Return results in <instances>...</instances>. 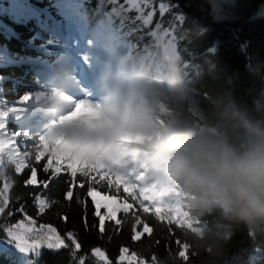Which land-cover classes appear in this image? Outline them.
<instances>
[{
    "label": "trees",
    "instance_id": "obj_1",
    "mask_svg": "<svg viewBox=\"0 0 264 264\" xmlns=\"http://www.w3.org/2000/svg\"><path fill=\"white\" fill-rule=\"evenodd\" d=\"M113 1L91 0V10L97 12L102 4L107 10ZM6 3V11L0 9V112L17 107L23 109L19 113L21 116L34 111L26 106L34 101L37 102L36 111L42 110L39 104L44 100L38 102L37 99L42 92V83L36 77L35 68L9 63L2 50L9 51L18 61L47 58L45 45L55 34L46 14H52L53 8L51 0H6ZM261 10H264V0H136L135 6L127 12L128 17L138 18L135 24L127 27L134 42V54L159 64L165 71V83L170 86L171 92L162 97L166 107L160 108L153 98H150V106L157 125L156 134L174 133L168 144L155 148L168 151L165 154L171 165L178 160L195 163L199 148L206 143L244 152L257 142V133L264 132V14ZM91 14L93 21L95 13ZM154 28L160 33L159 47ZM10 30L16 35L12 36ZM25 95H30V100L21 102ZM7 118L16 116L9 113ZM142 127L140 124L136 130ZM8 129L37 137L35 130L26 126L9 123ZM24 139L21 137L18 141ZM146 139L148 137L144 136ZM32 143L29 140V146L22 145L20 149L30 153L20 157L28 165L22 174H17L15 166L8 162L7 156L4 157L0 163V190L8 184L5 195L9 197L11 210L23 205L36 225L56 228L69 244L65 234L73 232L82 244L75 254L76 260L69 255L70 249L55 253L47 248L38 249L33 255L37 264H78L81 256L86 257V264H103L91 256L94 247L105 250L113 264H116L121 247H127V254L136 253L135 258L147 264H153V256L157 258L156 264H185L178 255L177 240L188 244L189 264H264V226L250 229L225 219L219 210L200 215L189 207L192 194L183 181H178V185L183 195L180 206L188 220L185 229L169 224L166 219H158L154 212H143L127 194H117L108 186L92 182L94 190L100 193L96 200L102 205H123L125 197L128 203H133L127 214L117 213L116 219L121 220L118 228L114 221L106 220V230L101 234L98 218L93 215L92 198L86 195L87 181L84 189H75L83 203L76 199L71 203L64 201L65 180L69 179L64 174L48 189L24 186L31 168L37 170L38 181L47 178L43 166L48 162V156L36 161ZM7 147L4 145L0 150L6 151ZM38 194L51 204L43 213L38 211L35 203ZM106 196L117 199L108 200ZM100 211L106 210L101 208ZM85 214L89 225L87 231ZM63 216H67L66 222L61 219ZM136 217L143 223L135 224ZM25 220L19 212L11 217L3 215L0 227ZM144 223L152 228V232L133 241L131 237L143 230ZM6 238L0 231V239ZM198 243L209 246V250L198 253ZM0 264L19 263L1 253Z\"/></svg>",
    "mask_w": 264,
    "mask_h": 264
},
{
    "label": "snow or ice",
    "instance_id": "obj_2",
    "mask_svg": "<svg viewBox=\"0 0 264 264\" xmlns=\"http://www.w3.org/2000/svg\"><path fill=\"white\" fill-rule=\"evenodd\" d=\"M130 9H125L122 13L115 12L109 14L110 21L113 19L118 20L119 28H124L135 24L136 19L127 16V12ZM30 95H25L21 98V102L29 101ZM23 111L22 108L13 107L8 111L0 112V149H3L4 145H7V149L0 150V163H3V159L7 156L8 162L15 166V171L17 174H22L23 169L28 167V165L20 159L21 156H28L30 153L28 151L21 152V146L23 145L27 148L29 145L27 141L31 140L33 143L31 147L35 148V160L40 161L45 155L48 156V162L43 166V172L46 175V179L37 180V170L31 168L30 175L24 181V186L42 187L43 189H48L49 186L56 181L62 174L67 175L69 179L65 180L67 184L66 191L64 192V201L71 203L73 199L80 201V197L75 192L76 188L84 189L85 182L87 181L86 195L92 198V203L94 205V217L98 218V230L103 234L106 230L105 221H114L115 226L121 224V220L116 219L118 212L123 211L125 214L129 212V209L133 208V203H128L127 197L124 198L123 205L117 204L115 207L109 204H101L100 201L96 200V196L100 193L94 190L92 182L95 181L96 184L101 182H106L108 187L116 188L117 194L123 189L124 193L131 197V200L142 209L143 212L148 213L150 210H155L154 215L160 220H167L169 224H174L180 229H185L188 223L186 214L184 213L182 207L173 199L172 190L162 187L159 183L150 182L148 177L136 170L128 169L124 166L122 161H115L113 163H105L89 156L83 151L82 146L75 140L70 139L68 135L60 133H48L40 137H33L28 132H17L15 130L8 129V119L9 113L16 116L19 119V113ZM74 115V114H73ZM65 119H72L69 116ZM63 123V121H62ZM25 138L24 140H19L18 138ZM62 151V154H61ZM55 161V163H53ZM63 161V164L61 163ZM51 170V171H50ZM81 177L77 180V177ZM8 184H5L3 189L0 190V216L7 215L11 217L16 214V212L21 213L25 219H29L30 226L25 228L22 222H17L13 225L0 227V231H3L6 236L16 242L17 246L21 251L28 252L29 250L36 251L41 247H46L47 249L55 252L60 250H69V255L73 260H76V253H78L82 244L80 243L77 235L73 232H67L66 239L70 241L71 244L66 243L65 239L62 238L56 228L50 225H36L34 218H29L24 210V206L21 205L15 211L9 208L10 200L7 195ZM105 199L115 201L116 196H106ZM83 203V201H80ZM147 202V203H146ZM35 203L38 205V211L43 213L46 208L51 207L48 199L42 195L35 196ZM104 208L106 211L101 213L100 209ZM6 209H8L6 213ZM164 210L163 212L161 210ZM65 222L67 221V216L61 217ZM143 223L139 217L135 218V224ZM31 225H36L32 227ZM84 227L88 230L87 216L84 217ZM92 227H97L93 225ZM46 229V234L44 230ZM135 232V227L133 228ZM152 228L149 227L147 223L143 224V230L141 232H135L131 237L133 241H137L145 233H151ZM179 245L178 255L185 264H189V254H186V250L189 248L186 242L181 243L177 240ZM129 253L127 247H121L120 254L116 261V264H122L125 260V254ZM192 255V254H191ZM92 257H98L103 261V264H113L109 260L106 251L100 247H94L91 250ZM135 257L136 253H132ZM153 264H156L157 258L152 257ZM78 264H86V257L81 256L78 260ZM143 264V261H140Z\"/></svg>",
    "mask_w": 264,
    "mask_h": 264
},
{
    "label": "clouds",
    "instance_id": "obj_3",
    "mask_svg": "<svg viewBox=\"0 0 264 264\" xmlns=\"http://www.w3.org/2000/svg\"><path fill=\"white\" fill-rule=\"evenodd\" d=\"M257 135V142L244 152L206 143L195 163L174 161L168 179L183 181L192 194L189 207L200 215L219 210L227 220L259 229L264 226V132ZM208 250L209 246L197 244L198 253Z\"/></svg>",
    "mask_w": 264,
    "mask_h": 264
},
{
    "label": "rangeland",
    "instance_id": "obj_4",
    "mask_svg": "<svg viewBox=\"0 0 264 264\" xmlns=\"http://www.w3.org/2000/svg\"><path fill=\"white\" fill-rule=\"evenodd\" d=\"M5 1L0 3V9L2 12L6 11V8L8 7V4L6 3V0H0ZM11 1V0H8ZM136 1V0H135ZM132 8V4L129 5V9ZM261 14H264V10H261ZM1 218V216H0ZM23 226L25 228L29 227V221L23 222ZM32 227H35L36 225H31ZM46 234V229L42 230ZM46 248V247H41ZM35 251L29 250L28 252L21 251L20 248L17 246L16 242L10 240L8 237L6 239H0V254L5 253L10 255L12 258L17 260L20 264H37L36 260L33 258V254ZM123 264H140V261H138L135 257H133L130 254H125V260L122 262ZM143 264H147L146 262H143Z\"/></svg>",
    "mask_w": 264,
    "mask_h": 264
}]
</instances>
